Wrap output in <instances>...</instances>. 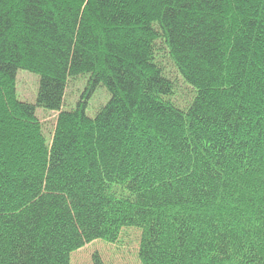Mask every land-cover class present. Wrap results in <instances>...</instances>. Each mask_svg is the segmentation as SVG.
I'll return each mask as SVG.
<instances>
[{"label":"trees","instance_id":"obj_1","mask_svg":"<svg viewBox=\"0 0 264 264\" xmlns=\"http://www.w3.org/2000/svg\"><path fill=\"white\" fill-rule=\"evenodd\" d=\"M82 74L110 94L93 118L59 111ZM37 107L59 111L50 145ZM132 227L141 264H264V0H0V264H69Z\"/></svg>","mask_w":264,"mask_h":264},{"label":"rangeland","instance_id":"obj_2","mask_svg":"<svg viewBox=\"0 0 264 264\" xmlns=\"http://www.w3.org/2000/svg\"><path fill=\"white\" fill-rule=\"evenodd\" d=\"M156 61L165 76L173 83L172 103L178 108H186L195 96L194 90L186 84L168 58L163 43L156 44ZM89 75L82 74L68 78L59 111H72L84 102L85 114L93 118L96 113L108 103L110 94L100 86L93 92H88ZM39 86V76L25 70H17L15 76V95L19 101L36 103ZM59 111H49L36 108L35 115L41 124L42 134L47 145L52 142L56 118ZM141 231L138 228H123L115 243L102 239L93 240L70 254L69 264H94V256H98L103 264H141L139 259Z\"/></svg>","mask_w":264,"mask_h":264}]
</instances>
